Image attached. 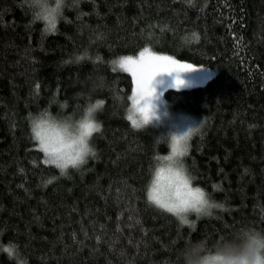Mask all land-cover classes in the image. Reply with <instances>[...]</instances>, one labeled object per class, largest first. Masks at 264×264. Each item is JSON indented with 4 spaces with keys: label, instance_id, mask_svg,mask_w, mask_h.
<instances>
[{
    "label": "trees",
    "instance_id": "1",
    "mask_svg": "<svg viewBox=\"0 0 264 264\" xmlns=\"http://www.w3.org/2000/svg\"><path fill=\"white\" fill-rule=\"evenodd\" d=\"M46 28L26 0H0V264H183L189 240L264 231V0H68ZM145 46L212 74L164 91L167 116L198 128L184 163L221 205L187 225L144 198L166 130H132L115 99L134 85L113 60ZM89 99L104 104L97 154L62 175L28 118Z\"/></svg>",
    "mask_w": 264,
    "mask_h": 264
},
{
    "label": "clouds",
    "instance_id": "2",
    "mask_svg": "<svg viewBox=\"0 0 264 264\" xmlns=\"http://www.w3.org/2000/svg\"><path fill=\"white\" fill-rule=\"evenodd\" d=\"M27 6L37 22L47 28L57 26L68 0H26ZM144 48L151 49L150 46ZM152 50V49H151ZM153 51V50H152ZM154 52V51H153ZM130 56V55H128ZM121 57L113 60L118 70L129 74L119 66ZM179 74L164 71L145 63L136 74L138 86L134 85L126 95H117L116 101L123 106V119L134 131L162 124L161 105L164 103V84L157 77ZM177 75L174 77H177ZM131 81L133 77L130 75ZM172 84L168 85L171 87ZM101 99H89L78 114L57 116L40 111L28 118L29 132L49 164L62 175L80 170L89 159L96 156L92 143L94 136L102 133L103 122L98 118L103 112ZM166 115V114H165ZM197 126L169 130L155 137L163 138L166 153L155 154L144 186V198L148 205L173 216L179 223L187 225L190 217H210L221 205L214 201L208 190L195 182V178L184 163L190 151L192 135ZM175 147L174 150V146ZM183 264H264V231L254 227H242L230 236H221L211 246L204 238L189 240L182 250Z\"/></svg>",
    "mask_w": 264,
    "mask_h": 264
},
{
    "label": "snow or ice",
    "instance_id": "3",
    "mask_svg": "<svg viewBox=\"0 0 264 264\" xmlns=\"http://www.w3.org/2000/svg\"><path fill=\"white\" fill-rule=\"evenodd\" d=\"M54 28H55V25L53 24L51 27L46 28V31H52ZM194 38L198 39V37H195V36ZM77 59L78 60L82 59V57H77ZM113 63H116V62H113ZM145 63L152 64L157 69L164 70V71L174 70L177 73H181L182 71L183 72L197 71V69L192 68L191 65L181 64L170 56H164V55L157 54L156 52H153L151 49H147V48H143L135 56L126 55V56H122L119 60V66L125 71H127L133 77L132 83L137 86H138V81L135 78L137 71ZM174 81L176 83H173L171 87H176L177 83H181V84L184 83L183 81L179 80V75H177ZM37 87L39 86L37 85ZM100 103H103V101H100ZM175 147H178V145L174 146V150H175ZM44 163L49 164L50 162L49 160L45 159Z\"/></svg>",
    "mask_w": 264,
    "mask_h": 264
},
{
    "label": "rangeland",
    "instance_id": "4",
    "mask_svg": "<svg viewBox=\"0 0 264 264\" xmlns=\"http://www.w3.org/2000/svg\"><path fill=\"white\" fill-rule=\"evenodd\" d=\"M176 75L177 74H172L170 76V75L165 74L163 76L157 77L158 81H160V80L164 81V84L159 86V90L163 91V93H164V91L168 87V85L176 83L174 81V77ZM178 75H179V80L184 82L182 84L177 83L176 86H178V87H183V86L184 87H190V86L194 85L195 83L199 82L198 80H196V77H198L199 79H202V80H206L212 76V74L211 75L208 74V71L206 69H198L197 75H196V71H193V72H183L182 71ZM163 100H164V103L161 105L162 124L158 127H153V128L158 129V131L166 130V132H168L169 130H175V129H179V128H183V127L193 126L192 122L190 121V119L188 117H184L182 115L177 114V115H174L173 117L169 118L167 115L168 114L172 115V113H171V111L168 110L167 104H165L164 95H163Z\"/></svg>",
    "mask_w": 264,
    "mask_h": 264
}]
</instances>
